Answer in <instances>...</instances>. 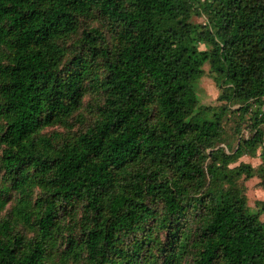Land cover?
Listing matches in <instances>:
<instances>
[{
  "label": "trees",
  "instance_id": "16d2710c",
  "mask_svg": "<svg viewBox=\"0 0 264 264\" xmlns=\"http://www.w3.org/2000/svg\"><path fill=\"white\" fill-rule=\"evenodd\" d=\"M81 18L110 39L84 29L67 58ZM205 64L224 98L264 104V0H0V212L17 195L0 264H57L63 243L60 264H264L237 184L264 185V166L229 168L264 143V109L234 152L215 149L227 108H197ZM88 92L85 131L43 132L70 127Z\"/></svg>",
  "mask_w": 264,
  "mask_h": 264
},
{
  "label": "rangeland",
  "instance_id": "374dc122",
  "mask_svg": "<svg viewBox=\"0 0 264 264\" xmlns=\"http://www.w3.org/2000/svg\"><path fill=\"white\" fill-rule=\"evenodd\" d=\"M191 20L194 23L205 24L207 22V17L205 15H193ZM91 27H98L106 34L107 38L110 39L107 24L96 18H81L78 30L62 41L68 47L67 58L73 56L77 45L80 44L83 37V30H89ZM200 47L204 49L207 45L201 44ZM204 69L205 74L200 78L196 87L199 98L197 108L203 106L217 108L225 106L227 108V113L223 117V126L225 128L223 140L216 144L215 149L220 148L228 153H232L237 149L240 142L249 139L255 133V129H257L254 117L256 115L255 112L259 107L264 109V104H260L259 101L255 100L243 104L232 99L227 100L223 96L225 95L226 85L219 84L215 80L209 64H205ZM95 97L96 96L92 92L87 93L83 99L81 108L77 110L70 119L68 125L70 127L56 123L43 129V132L51 134L54 131H58L69 134L85 131L87 127L94 122L96 117V101H99L98 99H95ZM246 104H248V111L244 109L242 110V106H245ZM259 128L264 130V123L259 124ZM1 154L2 148H0V156ZM210 162L212 161L209 160L208 163ZM241 163L251 164L255 169L264 166V143L259 145L254 152L243 154L237 160L231 162L229 168H234ZM261 181V175L256 174L250 178L243 176L237 181V184L244 189L250 209L253 211H259L260 218L264 221V185L261 184ZM36 193H40L39 188H36ZM16 196V194L11 195L6 208L0 212V219L8 216V212L12 209L15 203ZM35 197L36 195H34V198ZM18 229H20L27 238H31L34 235V231L28 225L20 224ZM162 239L164 241L166 240L165 231L162 232ZM64 248L65 244L63 243L57 250H55L57 255H54V257L55 262H58L57 264H60V255Z\"/></svg>",
  "mask_w": 264,
  "mask_h": 264
}]
</instances>
